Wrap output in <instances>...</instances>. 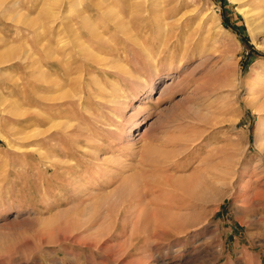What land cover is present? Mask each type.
<instances>
[{"label":"rangeland","instance_id":"1","mask_svg":"<svg viewBox=\"0 0 264 264\" xmlns=\"http://www.w3.org/2000/svg\"><path fill=\"white\" fill-rule=\"evenodd\" d=\"M249 1L0 0V264H264ZM136 171L225 176L199 198L156 182L149 204L109 196ZM145 206L171 222L145 226Z\"/></svg>","mask_w":264,"mask_h":264},{"label":"bare ground","instance_id":"2","mask_svg":"<svg viewBox=\"0 0 264 264\" xmlns=\"http://www.w3.org/2000/svg\"><path fill=\"white\" fill-rule=\"evenodd\" d=\"M233 1H238V2L242 3V0H233ZM249 2H250V4H251L252 7L249 8V10L248 9L246 10L247 13L249 11L250 12L251 11H254V10H252L254 8H256L258 10H261L264 7V5H262V3H264V0H250ZM11 49L14 51V48H11ZM46 53L48 55H50L51 52H49V50H46ZM152 87H153V83L150 84V88H152ZM58 97L60 98V96H58ZM55 98H57V96ZM246 102L249 103V104H251V105L253 104L254 106H256L255 107V110H257V112L264 111V101H261L260 102L259 101V97L250 98V97H247L246 96ZM140 138H141V135H140ZM139 141H140V139H139ZM193 141H191V142L194 143L195 141L194 142ZM131 144H132L133 147L132 146H130V147H132V149L134 150V152L136 154L139 153L140 156L146 157V156H148L152 152V149H151L152 147L150 148L149 146H144V145L141 146L140 144L137 145V142L136 141H131ZM165 153L168 155V157L171 155L170 153H168V151H165ZM161 158H165V157H161ZM111 160L112 159H106V161H105L106 164L109 161H111ZM163 160H165V159H163ZM141 163H142V161H141ZM106 169L107 168H105V170ZM144 174H145L144 172H138V171H136L135 173H133V174H131L129 176L122 177L120 183L115 187V189H112L111 190V194H109V196L110 195H114V193H123V192H126L127 193L126 200H124V201L123 200L122 201L119 200V201H121L120 202L121 204H138V205L139 204H149L147 202L148 199L146 201L145 200L146 197H144V195L148 192L147 191L148 188L149 187L152 188L153 185L156 182V183H159V184L160 183H164L165 185H169L170 187H173L175 189V192L176 193L181 194V196L179 195L180 197H182V195H183V196H185V198L188 197V198L191 199V198L198 197V195H202L204 193L205 189H207V187L210 185V183H213L212 182L213 181V178H214L213 175H215V173L214 174L213 173H207V175H202L201 177H197L196 174H188V175H184V176H174V175H169L168 174V175H164V176H159V175H156L155 173H151L150 176H151L152 179L149 180V178H148L147 180H149V181H147L146 178H145V180H143L144 177H145ZM217 175L219 176L220 179L223 177V175L225 176V174H221V172H218ZM217 175H215V176H217ZM229 175L232 176V174H229ZM218 176H217V179L216 180H219ZM231 176H230V178H231ZM225 178H227V177H225ZM146 185L147 186L150 185V186L147 187ZM213 187H215V186H213ZM166 193H167V191H166ZM168 194L169 193H167V195ZM173 194L174 193H172V195ZM155 195H157V194H155ZM150 196H152V195H150ZM105 197H107V195H104V198ZM175 197L177 198V196L174 194V198ZM155 198L157 199L156 196H155ZM177 200H179V197H178ZM184 201H185V199H182L179 202H181V204H185L186 202H184ZM153 204H159V202H156V203H153ZM163 204H167V203H163ZM139 211H141L139 217L140 216L143 217L142 219L144 220L145 226H147V227H149L151 225V223H152L151 215L154 216L155 213H157L158 220L160 222L158 225L165 227V226H167L171 222L170 217L166 213L167 211L166 212H160V211L155 212V210H153L154 211V214H152L151 212L148 211V209L146 208V206H145V208H142ZM139 211H138V213H139ZM168 214H170V213H168ZM174 216H175V213H174ZM146 231H147V229H146Z\"/></svg>","mask_w":264,"mask_h":264},{"label":"trees","instance_id":"3","mask_svg":"<svg viewBox=\"0 0 264 264\" xmlns=\"http://www.w3.org/2000/svg\"><path fill=\"white\" fill-rule=\"evenodd\" d=\"M249 47H250V52L253 53L255 51L253 46L250 45Z\"/></svg>","mask_w":264,"mask_h":264}]
</instances>
